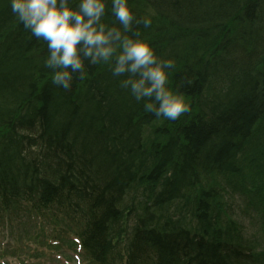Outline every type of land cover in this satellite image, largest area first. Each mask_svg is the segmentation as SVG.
<instances>
[{
    "label": "trees",
    "instance_id": "trees-1",
    "mask_svg": "<svg viewBox=\"0 0 264 264\" xmlns=\"http://www.w3.org/2000/svg\"><path fill=\"white\" fill-rule=\"evenodd\" d=\"M128 3L152 20L128 35L175 61L191 104L175 121L87 58L71 89L53 85L45 42L0 0V231L23 227V249L76 238L88 264H264L234 211L264 238V0Z\"/></svg>",
    "mask_w": 264,
    "mask_h": 264
},
{
    "label": "clouds",
    "instance_id": "clouds-1",
    "mask_svg": "<svg viewBox=\"0 0 264 264\" xmlns=\"http://www.w3.org/2000/svg\"><path fill=\"white\" fill-rule=\"evenodd\" d=\"M11 12L23 27L47 46L43 64L51 70V82L69 90L74 73L86 75L85 58L90 64L109 65L114 77L128 73L120 86L137 101L146 113L175 121L191 111L182 92L169 84L175 67L173 58H161L151 42L139 33L128 35L134 26L149 28V17L138 18L128 0H111V14L116 24L102 22L107 0H9ZM82 54V55H81Z\"/></svg>",
    "mask_w": 264,
    "mask_h": 264
},
{
    "label": "rangeland",
    "instance_id": "rangeland-1",
    "mask_svg": "<svg viewBox=\"0 0 264 264\" xmlns=\"http://www.w3.org/2000/svg\"><path fill=\"white\" fill-rule=\"evenodd\" d=\"M234 204L237 208L235 216L244 225L246 236L252 240L253 243L260 245V248L264 246V238L261 234L260 218H258L251 210L248 212V216H242V207L244 203L240 199H235ZM23 227H7L0 231V264H88L83 261L79 250H71V247L62 245L60 249L56 251H50L46 247L45 249H39L34 244L28 241V236H25V244L22 243L18 247L19 241L23 236ZM43 240V238H42Z\"/></svg>",
    "mask_w": 264,
    "mask_h": 264
}]
</instances>
